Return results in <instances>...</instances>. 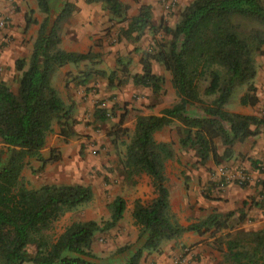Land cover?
Returning <instances> with one entry per match:
<instances>
[{
    "label": "trees",
    "instance_id": "obj_1",
    "mask_svg": "<svg viewBox=\"0 0 264 264\" xmlns=\"http://www.w3.org/2000/svg\"><path fill=\"white\" fill-rule=\"evenodd\" d=\"M34 1L44 18L27 59L14 61L16 93L0 80V264H113L96 257L91 244L96 233L110 231L122 219L125 203L121 197H115L108 205V220L71 222L50 240L46 233L52 224L64 213L90 202L91 189L80 184L31 188L22 181L28 161L39 162L38 171L46 163L57 161L52 154L47 159L40 154L53 123L64 141L75 135L71 107L60 100L50 85L52 74L67 64L92 60L90 52L74 54L59 48V31L74 12L73 4L67 0ZM84 2L101 3L110 20L125 24L119 30L125 41H138L143 31L150 28L147 6L139 7L136 16L126 19L127 8L117 0ZM163 32L170 40L141 55L139 74L131 75L129 62L122 58L116 59V70L107 75L101 71L95 74L103 76L110 88L130 82L133 87L157 95L163 78L152 73L150 62L154 61L169 74L177 98L158 116L137 115L131 137L124 145V169L147 176L155 197L148 204L134 201L132 205L131 218L138 229L136 245L128 251L123 264H140L144 253H157L164 242L175 243L188 232L198 236L208 233L214 239V248L223 247L222 259L226 264H264V230L223 234L229 229L231 213L213 212L186 227L171 218L164 164L173 153L168 144L153 140V134L176 122L179 149L192 150L204 165L208 161H228L234 157L235 148L259 134V128L264 127V100L262 111L256 115L230 113L224 107L239 87L245 88L238 98L239 106L254 108L259 103L253 84L254 56L264 58V5L261 0H193L180 12L174 27L164 28ZM88 76L91 78L90 73H82L71 81L84 86L90 81ZM114 81L118 84L113 85ZM201 96L211 99L205 102ZM110 111L98 105L92 122H105ZM123 122L121 115L116 129ZM216 143L222 148L220 155ZM245 159L250 168L262 171L261 162ZM223 182L218 185H225ZM253 205L262 207L256 202ZM243 219V214H239L238 221ZM28 246L34 247L32 254L28 253ZM127 249L123 247L117 252Z\"/></svg>",
    "mask_w": 264,
    "mask_h": 264
},
{
    "label": "rangeland",
    "instance_id": "obj_2",
    "mask_svg": "<svg viewBox=\"0 0 264 264\" xmlns=\"http://www.w3.org/2000/svg\"><path fill=\"white\" fill-rule=\"evenodd\" d=\"M2 2L5 6L0 8V70H2L0 71V79L5 78V85L12 93H16L17 74L15 71L14 74L11 72V69L14 68L13 62L17 59H27L26 55L30 52L36 37V27L42 22L44 14L37 9L34 0H2ZM261 2L264 5V0H261ZM103 11L105 10L103 9ZM125 17L129 19L126 13ZM110 19L109 17L108 22L111 25L108 29H113L112 36L101 41L107 46L119 48L118 50L122 51V55L119 56L117 53L114 67L110 71L103 72L106 75L117 69L115 64L117 58H122L126 61V57L123 54L126 53V45L129 42L120 38L119 30L124 28L125 24H118ZM26 20L29 21L27 25ZM61 33L62 30L60 29L59 40ZM99 42L100 40L94 38L92 45L98 46L100 45L98 44ZM259 60H261L260 56H254L255 78L253 84L256 88L259 103L254 108H250V111L255 114H259L262 111L261 102L264 100V63H260ZM85 70L86 72L84 73H90L91 76H95V80L106 81L103 76L95 75L100 71H94L89 67H86ZM78 74L80 75L82 72ZM117 76L119 77V75ZM67 77L69 78L68 74H66ZM74 77L76 78L77 76ZM120 79H122L121 76L119 77ZM168 82V80L167 82L163 80L159 94L145 96L143 93L140 96L147 101V104L158 108H168L177 101ZM115 84H118L117 81L113 82V85ZM126 86V84L123 85L124 88ZM108 88L117 92H120L121 89L120 87ZM244 91V87L235 88L227 105L224 107L225 110L230 105L239 106L237 101ZM201 98L205 102L211 99H206L202 96ZM104 100H108V98L105 97ZM133 101L136 102L134 99ZM122 102V104L119 102L113 106L110 111V117L105 122L95 124L89 119L85 123V125L88 124L87 126L90 125L94 136L100 135V132H103L104 135L99 140L89 136L90 139L92 138L91 142L89 141L86 146L81 147L79 158H74L75 154L70 152L66 158H61L60 153L53 151L51 152L52 157L57 158V161L46 163L41 171H38L39 166L36 169H32L29 166L30 162H28L22 176V181L31 188L38 186L40 184L39 180L45 178L54 179L53 181L60 179L63 183H69L68 185L80 184L91 189L92 199L90 202L64 213L60 219L52 224L50 230L46 233L50 240H54L71 222L94 221L100 223L108 220V205L115 197H121L125 203V209L122 219L118 222L119 225H116L110 231L96 233L91 244V250L96 257L113 264H123L128 251L136 245L138 229L131 218L134 201L145 205L155 197L150 179L147 176L144 174H131L122 165L124 145L131 137L137 113H141L139 109L135 108L128 111L125 108L128 103L124 99H122ZM97 103L100 105V102ZM121 115L124 117L126 126L116 129L112 119ZM52 127H55L56 132L59 130L55 123H53ZM177 127V123L173 122L167 128L153 134L155 143L168 144L173 153L172 159L164 164L165 187L168 191L171 218L180 226L186 227L207 217L206 212L208 211L220 215L231 213L233 215L228 220L229 229L224 231L223 234H230L236 230L246 232L264 230V197H261V195L264 196V193H262L264 181L249 173L246 156L243 155L242 158V154L239 153L238 156H234L228 161H220L219 164L208 161L201 165L192 150L179 149ZM101 141L107 145V148H102L104 145H100ZM90 143L94 148L91 149V155L90 152H87L91 157L90 160H87L86 157L84 158V155H86L84 150L87 149ZM216 144L220 155L222 148L219 143ZM260 160L256 161L262 163L264 157H261ZM64 163H70L72 167H61L62 170L60 172L58 165ZM38 164L40 165L39 162ZM86 165L91 168L90 171L80 175V170H87L85 168ZM70 169L75 171L71 172L69 171ZM33 171L35 173H32ZM73 180H78L80 183L72 182ZM220 181H224L225 185L219 186L218 183ZM240 184H244V187H240ZM251 187H254L251 193L243 192L242 190ZM256 187H260L259 192H257ZM254 202L262 207L254 206ZM239 214L244 216L242 222L238 221ZM197 237H200V239L191 241L196 243L190 245L181 244L180 240L175 243L172 241L164 242L159 252L144 253L143 257H145L142 258L140 264H148V260L149 264H172L176 259L181 260L182 264H226L222 259L221 251H224L223 247L221 249L214 248L212 246L214 239L210 238L208 233ZM123 247H128L129 249L121 253L117 252L118 249ZM27 251L32 254L34 247L28 246Z\"/></svg>",
    "mask_w": 264,
    "mask_h": 264
},
{
    "label": "crops",
    "instance_id": "obj_3",
    "mask_svg": "<svg viewBox=\"0 0 264 264\" xmlns=\"http://www.w3.org/2000/svg\"><path fill=\"white\" fill-rule=\"evenodd\" d=\"M71 4H73L75 10L72 15L61 25V36L59 48L67 53L74 54H86L90 52L92 55V60L82 61L76 65L67 64L62 68L57 69L50 78V85L57 92L60 100L66 105L70 106L72 110V119L76 121V124L72 127V131L75 133L73 137L64 139L56 132L55 127H52V132L46 136L44 146L40 151L41 157L43 159H47L51 152L55 151L60 153L61 158H66L67 155L75 154L74 158H79V152L81 147L86 146V143L91 142L92 138H96L99 140L104 134L100 132V135L94 136L93 131L90 128V125H85V123L91 119L94 109L98 106L97 102H100V106L110 111L113 109V106L116 103H123L122 99L126 101L128 104L126 105V109H139L141 113H137L138 115L143 116H158L161 110L165 108H158L151 104H147V101L140 94L145 96L150 95L151 93L147 89H141L140 87H133L130 82H128L126 87H120V92L114 91L113 89H109L106 81L104 80H95V76H88L90 81L84 85H75L71 79L74 76H78L80 72H86L85 68H92L94 71H102L107 72L110 71L114 67V60L118 53V55H122V51L120 52L117 47L107 46L103 41L105 38L112 36L113 29H108L111 23L108 22V13L103 11V5L101 3L94 4H85L84 0H67ZM126 6L127 18H132L137 15L138 9L141 6H147L149 9L150 16V28H146L142 35L139 37L138 41L128 42L126 45V53L123 54L126 57V60L129 62L128 70L131 75L139 74L141 67L139 64V59L143 53H149L155 46L163 45L167 41L170 40V36L163 32L164 28L172 29L174 25L178 22L180 12L188 6L193 0H117ZM171 3V7L169 9H165V4ZM4 3L0 0V8L4 7ZM59 8V6L57 7ZM39 26V24H38ZM38 26L36 27L38 30ZM107 29V31H105ZM107 34L106 37L105 34ZM98 39L100 42L98 46L92 45L93 39ZM31 51V50H30ZM30 52L26 55L29 56ZM260 63H264V58L261 57L259 60ZM151 71L154 75L160 76L164 81H169V74L163 69L161 65L158 63L151 61ZM14 64V62H13ZM89 65V66H88ZM14 67V65H13ZM14 69V68H13ZM11 69V72L14 74V70ZM2 71V70H0ZM66 74L69 75V78H66ZM3 83L5 78L0 79ZM169 83V82H168ZM5 84V83H4ZM170 84V83H169ZM170 86V85H169ZM173 92V90H172ZM174 93V92H173ZM105 97L108 100H104ZM150 97V96H148ZM132 100H131V99ZM136 100V102L133 101ZM149 101V100H148ZM143 103V104H142ZM227 105V104H226ZM147 109H146V108ZM226 110L230 113L240 114V115H256L250 111L248 107H241L237 105H230ZM114 112V111H113ZM115 113V112H114ZM118 117L112 119V123L117 124ZM97 124V123H95ZM126 124L120 126V128L125 127ZM92 137L91 139L89 138ZM104 145L103 147L107 148L104 142H100V145ZM92 144L90 143L84 152V158L90 160L91 157L87 154L93 149ZM109 149V148H108ZM70 152V153H69ZM69 153V154H68ZM242 154V156H246L249 160L261 161V157H264V127L259 128V134L256 137L248 138L245 140L241 146L235 148V155ZM234 155V156H235ZM240 160V159H239ZM30 162L29 166L32 169H36L39 164L34 160L28 161ZM249 173L253 176L256 175L259 179L264 181V160L262 161V167L260 172L253 170L250 168L248 161ZM70 163H64L58 165V170L61 172L63 167H72ZM62 167V168H61ZM85 166L87 170H80V175L86 174L90 171V167ZM47 169V168H46ZM45 169V170H46ZM69 171L73 172L74 169H70ZM24 170L22 171L21 176H23ZM69 174H71L69 172ZM43 179L39 180L40 184L34 188H38L41 185L45 184H53V185H68L67 182H61L60 179ZM72 182L78 183V180H73ZM80 183V182H79ZM257 192L260 191V187H256ZM243 192L251 193L254 190V187L249 189H242ZM264 193V190L262 191ZM214 208V207H213ZM211 212H206L207 215L211 214ZM219 213V212H218ZM119 225V224H117ZM182 226V225H181ZM198 235L193 233H184L181 238V244L190 245L191 242L196 239H200L197 237ZM93 248V247H92ZM145 257V256H144ZM143 257V258H144ZM151 258V257H149ZM167 261V260H166ZM149 264V260L147 262ZM29 264V263H24Z\"/></svg>",
    "mask_w": 264,
    "mask_h": 264
},
{
    "label": "built area",
    "instance_id": "obj_4",
    "mask_svg": "<svg viewBox=\"0 0 264 264\" xmlns=\"http://www.w3.org/2000/svg\"><path fill=\"white\" fill-rule=\"evenodd\" d=\"M170 7H171V3L165 4V9H169ZM101 107H103V105H101ZM238 177H240V176H238ZM172 264H182V262H181V260L176 259L172 262Z\"/></svg>",
    "mask_w": 264,
    "mask_h": 264
}]
</instances>
